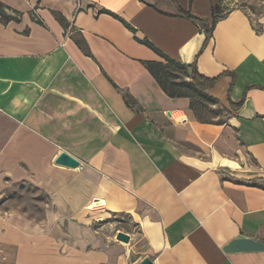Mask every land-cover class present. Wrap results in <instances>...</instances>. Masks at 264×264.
I'll use <instances>...</instances> for the list:
<instances>
[{"label": "crops", "instance_id": "crops-1", "mask_svg": "<svg viewBox=\"0 0 264 264\" xmlns=\"http://www.w3.org/2000/svg\"><path fill=\"white\" fill-rule=\"evenodd\" d=\"M0 3L19 14L0 23V193L7 178L62 176L42 217L0 212V264H264V11L251 18L223 0ZM137 40L219 76L208 92L225 121L203 124L188 99L163 93L141 64L161 58ZM61 152L78 169L55 165Z\"/></svg>", "mask_w": 264, "mask_h": 264}, {"label": "trees", "instance_id": "trees-1", "mask_svg": "<svg viewBox=\"0 0 264 264\" xmlns=\"http://www.w3.org/2000/svg\"><path fill=\"white\" fill-rule=\"evenodd\" d=\"M10 10L4 4L0 3V23L7 24L10 21H18L19 14H10ZM104 12V11H103ZM261 13H259L260 15ZM187 19H190L193 22L196 21L191 15L183 14ZM114 19H118L123 25L131 30L130 26L122 21L117 16L111 15ZM211 25L202 24L204 35H206V41L204 45L211 38L212 29L216 23L214 20ZM138 41V40H137ZM138 43L148 47L153 51L159 58L160 62L155 61H146L141 62L145 69L149 72L152 79L155 80L159 88L165 93L169 98H186L189 100L190 111L193 113L194 118L205 124H217L220 125L224 121L219 120L217 122L210 121L207 118H204L205 113H214L217 116L219 110H222L225 114L228 111L218 103V101L209 94V90L215 85V83L220 78H207L201 76L198 71L195 62L191 63L189 66L180 64L177 61H173L167 57L161 51L155 49L147 40L138 41ZM77 46L86 56H90L86 45L84 42L76 41ZM222 75H228V73H223ZM128 104H132V99L127 101ZM232 108L239 107V103L230 104ZM219 114V113H218Z\"/></svg>", "mask_w": 264, "mask_h": 264}, {"label": "rangeland", "instance_id": "rangeland-1", "mask_svg": "<svg viewBox=\"0 0 264 264\" xmlns=\"http://www.w3.org/2000/svg\"><path fill=\"white\" fill-rule=\"evenodd\" d=\"M224 10H230L232 7H239L252 14L251 18H256L259 13L264 11V0H223ZM219 113V114H218ZM217 116L213 113H205L204 118L210 121H224L226 114L219 110ZM22 166V164L20 165ZM25 168V166H22ZM53 168V167H52ZM49 174L36 178L23 179L15 181L7 178L4 181L6 190L0 193V212L6 216L14 211L24 213L28 219H37L42 217L43 210L49 206V194L61 182L62 176L55 168ZM8 187V188H7ZM120 223L122 228L130 229L133 223L125 215H114L109 218V223ZM108 223V224H109Z\"/></svg>", "mask_w": 264, "mask_h": 264}, {"label": "water", "instance_id": "water-1", "mask_svg": "<svg viewBox=\"0 0 264 264\" xmlns=\"http://www.w3.org/2000/svg\"><path fill=\"white\" fill-rule=\"evenodd\" d=\"M54 164L69 169H78L80 166L79 161L65 152L60 153V155L54 160ZM115 238L121 243H128L130 240V237H128L125 233H117ZM139 264H152V262L150 259L145 258Z\"/></svg>", "mask_w": 264, "mask_h": 264}]
</instances>
